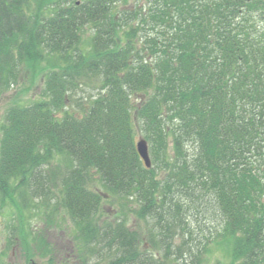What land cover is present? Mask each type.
<instances>
[{"label": "trees", "instance_id": "obj_1", "mask_svg": "<svg viewBox=\"0 0 264 264\" xmlns=\"http://www.w3.org/2000/svg\"><path fill=\"white\" fill-rule=\"evenodd\" d=\"M45 61L5 113L0 208L57 200L97 264H264V0H0V97Z\"/></svg>", "mask_w": 264, "mask_h": 264}, {"label": "rangeland", "instance_id": "obj_2", "mask_svg": "<svg viewBox=\"0 0 264 264\" xmlns=\"http://www.w3.org/2000/svg\"><path fill=\"white\" fill-rule=\"evenodd\" d=\"M32 6L37 7L38 1H33ZM50 68L52 66L47 61L35 70L31 66H24L17 83L0 97V140L6 110L14 104L29 105L39 99L44 86L43 76ZM88 79L87 84L83 85L76 95L85 106H88L89 96L96 95L100 89L95 78L93 82L96 88L93 87L91 77ZM76 109L80 110L79 107ZM139 136L141 134H138L137 138ZM52 167L57 168V164ZM95 184L98 189L101 188L100 181H95ZM18 200L17 203L7 201V204L0 208V264H29L31 261L37 264H97L98 257L91 258L89 254L87 256L79 252L80 247L84 245L83 239L78 238L79 232L74 228L65 210L62 207L58 210L57 200H39V205L33 201L24 203ZM111 202L108 200L101 203L100 213H97L93 221L96 227L101 228L108 221L116 224L121 206ZM132 205L135 208V203ZM126 219L128 225L133 226L134 232H140L145 237V221L139 220L134 214H129ZM141 245L150 248L145 238ZM223 256L224 248L215 247L205 264H217L218 258Z\"/></svg>", "mask_w": 264, "mask_h": 264}, {"label": "water", "instance_id": "obj_3", "mask_svg": "<svg viewBox=\"0 0 264 264\" xmlns=\"http://www.w3.org/2000/svg\"><path fill=\"white\" fill-rule=\"evenodd\" d=\"M136 150L141 160L144 162L145 166L147 168H151L152 161L150 156V148L147 140L142 137H139V139L136 142ZM29 264H37V263L31 261Z\"/></svg>", "mask_w": 264, "mask_h": 264}]
</instances>
